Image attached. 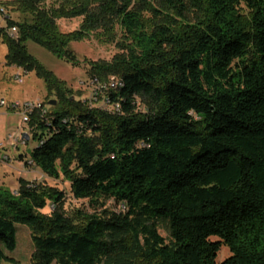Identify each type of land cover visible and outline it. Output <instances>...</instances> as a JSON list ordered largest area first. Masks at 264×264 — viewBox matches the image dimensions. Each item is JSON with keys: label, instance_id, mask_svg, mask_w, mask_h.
<instances>
[{"label": "trees", "instance_id": "trees-1", "mask_svg": "<svg viewBox=\"0 0 264 264\" xmlns=\"http://www.w3.org/2000/svg\"><path fill=\"white\" fill-rule=\"evenodd\" d=\"M0 7L6 65L34 73L56 99L41 102L45 115H30L37 144L25 164L68 183L72 198L93 210L68 212L67 193L45 181L20 179L16 192L0 186V263L13 264L6 252L16 250L23 225L33 264H217L223 246L230 256L220 264H264V0ZM78 19V29L61 31V20ZM91 38L118 53L84 60L88 77L122 82L95 88L93 100L26 46L78 67L71 44Z\"/></svg>", "mask_w": 264, "mask_h": 264}, {"label": "rangeland", "instance_id": "rangeland-1", "mask_svg": "<svg viewBox=\"0 0 264 264\" xmlns=\"http://www.w3.org/2000/svg\"><path fill=\"white\" fill-rule=\"evenodd\" d=\"M1 0L0 2H5ZM12 17L17 18L16 14H12ZM1 19V18H0ZM3 28H6V20L3 21ZM81 20L66 21L61 20L59 26L62 32L68 33L78 29ZM29 53L34 56L47 70L51 71L58 79L66 82L67 86L76 92L82 89L85 99L93 100V91L98 85L108 84V81H101L98 78L88 77V66L84 64V60L96 62V61H110L118 50L115 45L100 44L95 38L90 40L72 43L71 50L76 54L77 58L81 61L78 67L72 66L70 63L61 60L44 48L29 41L26 43ZM7 55V47L4 44H0V99H6L9 101L19 102H42L45 105H49V102L56 101L55 97H49L42 80L38 79L34 73H25L23 70H19L16 67H8L5 63V57ZM21 74L23 83H18L17 75ZM97 96V95H96ZM93 106H99L104 109L100 100L92 102ZM51 106V105H49ZM21 117L18 113L9 112L5 109L0 110V144L3 148L0 149V156L8 153L9 160L0 165V186H4L10 189L12 192H16L19 189V180L25 179L28 182H42L45 181L51 186L59 187L63 189L68 196L66 202V209L68 212L73 213L76 209H83L89 213L93 210L90 208L87 201H77L72 198L69 192V184L63 180H54L45 176L39 169L25 164L24 159L30 156L33 148L36 146L37 141L33 138L31 141L22 144L19 142L15 146H12L9 142V136L19 133L22 129L29 131L28 124L23 125L21 123ZM110 207L113 208L111 202ZM108 203V204H109ZM109 206V205H108ZM52 207L49 206L45 213H50ZM161 234L166 237L167 234L161 231ZM213 241L218 239L213 238ZM17 248L14 252H6L8 256H11L14 260L13 264H33L32 256L34 253V245L31 237V231L28 227L23 225H17ZM230 256L229 249L222 247L216 260L217 264L222 263L226 258ZM0 264H11L2 262Z\"/></svg>", "mask_w": 264, "mask_h": 264}, {"label": "built area", "instance_id": "built-area-1", "mask_svg": "<svg viewBox=\"0 0 264 264\" xmlns=\"http://www.w3.org/2000/svg\"><path fill=\"white\" fill-rule=\"evenodd\" d=\"M4 11L5 10L0 7V18L2 20H6ZM1 28H3V27L1 26V23H0V29ZM8 32L10 33L11 36L17 34L16 28H11L10 30H8ZM0 44H1V40H0ZM17 81H18V83H23V79H22L21 74H19V76H17ZM121 86H122V82L120 80L112 78L107 85L106 84L105 85H98L97 87H95L96 88L95 90H96V92L98 90L104 91L107 89L118 90ZM114 108L116 111L120 110L119 105H116ZM3 109H5L9 112L18 113L19 116L21 117V123L23 125L29 123L30 115L33 113V111L40 110L42 115H45L47 113L45 107L39 101H36V102H19V101H9L6 99H0V110H3ZM9 142L12 146H15L19 142H21L22 144H26L27 140L25 139L24 134L18 133V134L10 135L9 136ZM2 148H3V145L0 144V149H2ZM8 160H9L8 154H4L3 156H0V165L3 164L4 162H7ZM120 209L124 210L125 205L122 204L120 206Z\"/></svg>", "mask_w": 264, "mask_h": 264}, {"label": "crops", "instance_id": "crops-1", "mask_svg": "<svg viewBox=\"0 0 264 264\" xmlns=\"http://www.w3.org/2000/svg\"><path fill=\"white\" fill-rule=\"evenodd\" d=\"M4 20H2V19H0V23H1V26H2V24L4 23L3 22ZM6 63V62H5ZM19 70H21V69H19ZM17 76H19V75H17ZM17 79V78H16ZM7 111V110H6ZM20 126H21V123H20ZM19 133H22V134H24V135H26V136H29V139L27 140V141H31L30 139H31V136H30V133H29V131L27 130V131H25V130H21V131H19ZM18 134V133H17ZM5 154H8V153H5Z\"/></svg>", "mask_w": 264, "mask_h": 264}, {"label": "water", "instance_id": "water-1", "mask_svg": "<svg viewBox=\"0 0 264 264\" xmlns=\"http://www.w3.org/2000/svg\"><path fill=\"white\" fill-rule=\"evenodd\" d=\"M49 105H52V106H54V105H56V101H51V102H49ZM24 137H25V139H29V136H26V135H24Z\"/></svg>", "mask_w": 264, "mask_h": 264}]
</instances>
